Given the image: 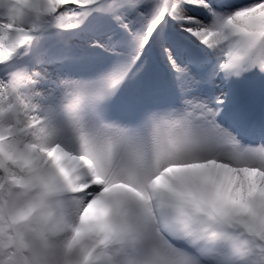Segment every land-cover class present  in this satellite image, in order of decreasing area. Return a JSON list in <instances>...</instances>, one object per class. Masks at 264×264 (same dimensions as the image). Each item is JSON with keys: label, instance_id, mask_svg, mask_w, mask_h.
Returning <instances> with one entry per match:
<instances>
[{"label": "snow or ice", "instance_id": "1", "mask_svg": "<svg viewBox=\"0 0 264 264\" xmlns=\"http://www.w3.org/2000/svg\"><path fill=\"white\" fill-rule=\"evenodd\" d=\"M0 264H264V0H0Z\"/></svg>", "mask_w": 264, "mask_h": 264}]
</instances>
